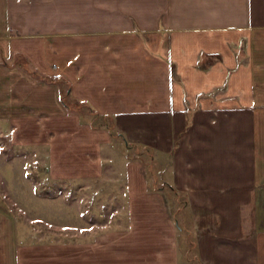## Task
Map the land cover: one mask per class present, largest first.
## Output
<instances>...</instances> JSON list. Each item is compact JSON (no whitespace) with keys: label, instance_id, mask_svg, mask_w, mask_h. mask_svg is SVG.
I'll list each match as a JSON object with an SVG mask.
<instances>
[{"label":"crops","instance_id":"obj_1","mask_svg":"<svg viewBox=\"0 0 264 264\" xmlns=\"http://www.w3.org/2000/svg\"><path fill=\"white\" fill-rule=\"evenodd\" d=\"M0 48L67 83L63 96L0 64V116L14 141L45 147L51 176L117 171V144L163 170L147 189L143 161L125 156L137 238L122 255L43 264H178L180 229L195 230L201 264H264V0H0ZM169 199L184 201L187 226Z\"/></svg>","mask_w":264,"mask_h":264},{"label":"rangeland","instance_id":"obj_2","mask_svg":"<svg viewBox=\"0 0 264 264\" xmlns=\"http://www.w3.org/2000/svg\"><path fill=\"white\" fill-rule=\"evenodd\" d=\"M0 64L17 67L35 80L59 83L62 95L67 96V83L44 77L52 73L40 71L21 50H13L6 56L0 48ZM1 75L3 77L4 72ZM72 103L73 111H89L88 104ZM2 118L0 116V261L8 263L6 250L10 249L9 246L15 247L17 264H43L44 260L77 254H94L99 258L122 255L129 247L120 245V241L127 240L131 244L137 238L136 233H133L134 238L127 235L130 213L122 192L125 156L143 161L147 189L151 190L155 184L153 175L163 174V170L159 171L153 164L152 152L117 144L114 151L117 171L108 169L98 178L53 177L47 170L45 147L41 143L22 142L19 135L14 141L11 131L14 123L9 124ZM90 119L95 123L102 122ZM107 122L111 125L110 121ZM33 123L29 120L16 122V125L25 128L27 124L33 128ZM183 202L169 199L168 205L174 219H181L179 224L187 226L190 215L183 212ZM195 233V230L180 229L178 264H201L196 247L189 241ZM150 235L149 231L146 238L149 239ZM94 241L96 243L88 245ZM98 264L108 263L102 261Z\"/></svg>","mask_w":264,"mask_h":264},{"label":"trees","instance_id":"obj_3","mask_svg":"<svg viewBox=\"0 0 264 264\" xmlns=\"http://www.w3.org/2000/svg\"><path fill=\"white\" fill-rule=\"evenodd\" d=\"M44 77H48L49 79H53V80H60V78H58L56 75H44ZM65 102V101H64ZM66 105L70 108V109H73L72 106H73V103H72V106L71 104L69 103H66Z\"/></svg>","mask_w":264,"mask_h":264}]
</instances>
